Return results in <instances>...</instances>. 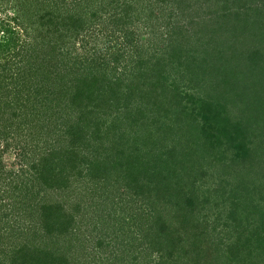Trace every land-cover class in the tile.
Instances as JSON below:
<instances>
[{
	"label": "trees",
	"instance_id": "1",
	"mask_svg": "<svg viewBox=\"0 0 264 264\" xmlns=\"http://www.w3.org/2000/svg\"><path fill=\"white\" fill-rule=\"evenodd\" d=\"M169 1L181 0H13L16 15L1 17L0 70L19 66L14 96L37 137L36 153L11 167L0 148V264H92L114 221L126 246L109 253L133 255L120 264H264V171H254L264 163V41L249 57L251 46L237 49L229 35L231 53L218 51L223 17L186 40L189 22ZM24 21L34 43L16 35ZM95 24L106 56L92 68L76 43ZM51 95L76 116L58 143L48 137L67 113L54 114ZM240 102L248 116L236 120L228 103ZM9 130L1 126L0 146ZM76 175L88 181L90 208L52 195ZM137 200L143 213L129 214Z\"/></svg>",
	"mask_w": 264,
	"mask_h": 264
},
{
	"label": "rangeland",
	"instance_id": "2",
	"mask_svg": "<svg viewBox=\"0 0 264 264\" xmlns=\"http://www.w3.org/2000/svg\"><path fill=\"white\" fill-rule=\"evenodd\" d=\"M169 3L172 9H174V11L177 14L176 17L177 21L183 23L189 22L188 23L189 25L187 24L188 26L182 25L184 28L181 27L183 34L186 33L187 35L185 37L186 40L191 34H192L191 38L195 40L199 34L205 35L207 37V34L209 35L211 33V30L216 27L221 17H223L222 22L225 25H227L229 29L228 31L223 30L221 31V33L220 31H218V35H221V37L217 35L215 43L218 40H220V38H222V40L220 41L221 45L219 43L216 47V49L218 48V51L222 47V49L226 51V54L231 53L230 49H228L227 46L225 49L223 48L224 47L223 42H227V43L229 42L226 41L229 35L231 37V40L234 41L233 44L236 46L237 49L242 50L243 48L244 50L245 46L247 45L251 46L250 48L248 47L247 49L249 57L253 54V48L256 47V44H258V42L262 39L264 41V0H181V1H175L173 3L169 1ZM16 10L17 8H15L13 0H8L7 2L0 1V19L1 17L3 18H10V16L13 17L14 15H16ZM195 17L198 18V20L194 19ZM23 23H24L23 24L24 30L21 31L19 29V33H17L16 35L20 36L23 42H25L27 39V41H29L30 43H34L35 41L34 35L36 34L34 32L33 25L28 21H24ZM96 29H97V24H95L94 27L92 28L93 33H91L89 36L85 38L84 45H82L81 43L80 46V43H76V49H77L76 53L80 55L79 57L82 58L83 61L82 65H86L89 63V65H92V68L94 67V64L101 62L106 56L105 54L106 51L104 50V46L106 44L105 43L106 38L104 40L102 34L96 31ZM192 31H195L194 33H197L198 35H194ZM4 32L7 33V30L0 32V38L4 37L3 36ZM205 39L204 41H199L198 44L205 46L209 42L208 41L209 39L207 41ZM245 43L246 45L244 46ZM212 47L213 45L209 44L210 51ZM203 48L204 47L198 49H203ZM261 51L264 53L263 47H261ZM19 63L21 62L19 61ZM18 67H16V65H13V68L7 71L5 70L2 72V70H0L1 72L0 79H3L4 76H8L7 78L4 79V81H2V84H4V86L7 85L9 86L4 88L2 87V89L0 88V128L1 126L4 125L7 126L9 125L10 128L9 134H4L0 148L4 147V149H6V151L2 153L1 157L4 160L5 164L6 165L9 164L10 167L14 163L18 162L19 157H21L22 153L24 154L27 153L30 154L34 152L36 153V150L34 149L33 146L35 140L32 138V136L37 137V134L32 133L27 127V123L30 121L29 119L30 115L28 114L29 111L28 113L23 111L24 109L22 107L23 100H20L18 96H14L15 94H17L16 92H18L19 90L18 80H16V77L19 74ZM176 67L178 71L184 70V67L180 64L179 60L176 62ZM224 74L225 73L221 72L219 73L218 77L212 75L210 78H212L213 76L214 79L222 78ZM70 75L73 76L74 73L72 72L70 73ZM238 76L239 75L236 74L233 75L234 81L232 83L236 81ZM186 83L187 82L185 81L183 87L184 86L187 87ZM203 85L201 86V89H199V91L201 93V96L203 95L201 98L206 99L207 92L206 94H204L205 92L204 89L206 87L203 88ZM208 87L206 89H208ZM228 87H230V84L228 85ZM228 87L227 84L221 85L220 89L224 91V89ZM186 93H185L186 96H184L185 98L183 100L185 104L187 103L188 98H191L188 97V95L192 93V90H189ZM25 95L27 96V91H25ZM52 96L53 95L49 96L48 97L49 99L48 98L47 99L50 102L52 101L55 102V105L53 107L50 106L54 109V111H56L54 114L57 115L60 113V115L63 116L65 113H67L66 115H64L63 118L60 117L61 119H58V125L56 127L55 124L53 125V128L56 129L55 134H52L48 137L52 141H56V143H58L60 141V138H63L62 134L66 133L64 131L67 129V127L71 123H74L76 116H75V112L70 108H66V112L63 111L64 105L66 104L65 101H63L64 103L58 102V99L53 98ZM210 98L213 100L212 97ZM195 100L198 102V99ZM202 102H204V100ZM190 104L191 103H189L188 105ZM228 104L230 107V114L232 115V118H236V120H238L240 117L245 118L248 116V111L244 109L245 106L241 102L235 106L232 103H228ZM250 115L251 114H249V117ZM54 117H58V116H52V118ZM66 117H67V122L66 124L62 125L61 121L63 119H66ZM252 118L256 119L258 118V115H254ZM260 118L261 116H259V119ZM154 119L157 120V118ZM150 127L153 129L154 125L150 123ZM260 136L264 137V134ZM259 137L258 139H256L255 144H259L258 143ZM263 161L264 160H262V162ZM17 167L18 166L16 165L15 168ZM255 168L256 169L254 171H257L255 175H261L260 174V172H262L261 169L264 171V163L260 165V168L257 167ZM85 179H86L85 177L82 178L79 175L74 176L73 178H71V188H67L66 192L58 193L56 191L52 193V195H54V199H57L58 197L59 199H61L64 195H69L72 198V200L78 199L79 201H85L86 203L82 202L83 203L82 205H88V207L90 208L89 204L91 202V193H89L87 190L88 181L85 182ZM221 200H224V198H222ZM88 207H85V210ZM82 211L84 210L80 209L78 213ZM137 212L140 214L143 213V208L140 207V202L138 200L135 201L134 203H131L130 209H128L129 214L131 213L136 214ZM114 222H115V226L111 228L112 230L110 229L104 230V231H111L109 238H107V241L109 239V241L111 242L109 246H107L108 245L107 242L104 243L102 246L101 244H97V246L95 244V247L97 249L98 247L103 249L100 250V252L95 253L91 251V249H93L94 242H89L88 239L86 240V243H88V245H86L87 249L91 251L90 253H93L95 255L92 264H120V263L131 262L130 259L131 257H133V255H128L127 253L123 258V260H125L123 262V260L120 261L119 259H117L116 255L111 256V253H109V251H111L112 246L115 248V251L118 250V253L119 251L123 252V249H125L126 246L125 242L121 240L122 235L120 234V230H119L120 229L119 221H114ZM83 229H85V233L87 234L86 229H89V227H84ZM128 256L130 257V259L128 258Z\"/></svg>",
	"mask_w": 264,
	"mask_h": 264
}]
</instances>
